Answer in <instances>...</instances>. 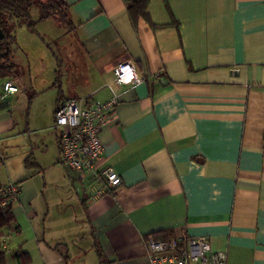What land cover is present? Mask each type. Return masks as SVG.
<instances>
[{
    "label": "crops",
    "instance_id": "0c3cea01",
    "mask_svg": "<svg viewBox=\"0 0 264 264\" xmlns=\"http://www.w3.org/2000/svg\"><path fill=\"white\" fill-rule=\"evenodd\" d=\"M66 1L91 83L77 94L61 75L26 121L0 111V134L17 127L28 155L24 172L0 175L19 183L6 264H83L81 223L110 264H148L146 236L170 231L207 237L226 264H264V0H167L177 26L162 0H150L158 26L139 18L136 28L123 0ZM122 61L139 82L115 79ZM18 91L10 108L23 101ZM69 97L115 98L93 171L61 160L53 115ZM109 165L116 187L101 172Z\"/></svg>",
    "mask_w": 264,
    "mask_h": 264
},
{
    "label": "rangeland",
    "instance_id": "374dc122",
    "mask_svg": "<svg viewBox=\"0 0 264 264\" xmlns=\"http://www.w3.org/2000/svg\"><path fill=\"white\" fill-rule=\"evenodd\" d=\"M30 15L32 19L38 17L36 7L31 8ZM36 29L38 33L31 32L25 25H22L17 27L15 32L17 47L12 46L10 60L15 63L17 69V75H15L14 80L19 85V91L16 94L21 93L20 96L23 98V101L17 108H10L16 121H19L20 117H23L22 121H26L27 116L34 110L36 101V105L41 107L47 104L48 94L46 93L55 88L58 89L54 84H62L61 80L63 78L57 81L55 79L59 75H67L68 79L66 82L68 84H78L77 86L80 90H76L77 94L80 93L79 91L83 92L82 90L87 89L90 86L88 84L91 83L89 81L87 84L83 80L88 71L85 65V53L80 44L77 31H67L66 28L57 25L52 18L37 22ZM58 58L62 62L60 67ZM56 67L59 68V72L58 70L55 72ZM68 91L72 93L73 88H69ZM10 97L12 103L14 96ZM57 128L60 130V127ZM16 130H18L17 127L13 129L12 135L0 134V175H3L5 178L8 173L11 175V173L25 171V167L22 170L20 165L23 162L22 160L28 155L22 153V138H18L17 133H15ZM23 135L24 143H27L28 136L25 133ZM27 149L28 146L26 145ZM27 168L30 170V166ZM62 234L63 236H67L68 231ZM76 235V240L80 239L79 246H81V249L88 258L83 264H96L91 240L83 223L79 224ZM9 260H11L10 255Z\"/></svg>",
    "mask_w": 264,
    "mask_h": 264
},
{
    "label": "built area",
    "instance_id": "2783aa9c",
    "mask_svg": "<svg viewBox=\"0 0 264 264\" xmlns=\"http://www.w3.org/2000/svg\"><path fill=\"white\" fill-rule=\"evenodd\" d=\"M113 73L119 83H136L141 80L130 61L117 63ZM0 90V98L4 99L18 91V86L12 79H5L0 83ZM114 102V97L106 100L90 98L84 102L69 97L57 104L53 123L60 127V156L68 168L93 171L103 150L99 130L107 120ZM101 172L107 187L121 184L120 175L110 165ZM5 189L13 198L16 197L18 188L13 182H6ZM144 243L148 264H226L225 252L213 250L205 236L178 233L168 238L155 239L147 235Z\"/></svg>",
    "mask_w": 264,
    "mask_h": 264
},
{
    "label": "trees",
    "instance_id": "16d2710c",
    "mask_svg": "<svg viewBox=\"0 0 264 264\" xmlns=\"http://www.w3.org/2000/svg\"><path fill=\"white\" fill-rule=\"evenodd\" d=\"M123 2L134 28H136L139 18L146 19L150 22L152 27L158 26V24L150 21L147 10L150 0H123ZM162 2L168 11L170 18L168 23H173L177 26L178 21L172 14L168 1L162 0ZM32 7H36L37 9L38 17L36 19L31 18L30 10ZM50 18H52L57 25L66 28L67 31L76 29L80 24L79 21L73 19L70 6L66 0H0V29L3 32V37L0 38V83L5 79L13 80L15 79V75H17L16 65L10 60L12 46H15V48L17 47L16 28L25 25L31 32L38 33L36 23ZM48 47L51 49L50 46ZM58 60L60 61L59 58ZM60 65L61 64H59V67ZM58 69L57 67L55 72ZM60 76L61 75L55 78L56 81L60 79ZM9 101V97L4 99L0 98V111L10 109ZM26 165L28 166L29 164L26 162ZM14 184L18 188L19 183L17 182ZM14 201L15 198L6 191L5 183H0V264H6V249L3 245V237L6 231L10 229V224L14 220V215L11 211ZM154 234L155 232L152 233L153 238L158 239ZM169 235H171V231L163 234L161 238H168ZM93 246L95 248L98 264H110V261L107 259L97 240L93 241ZM22 253L24 255L26 254L25 252Z\"/></svg>",
    "mask_w": 264,
    "mask_h": 264
},
{
    "label": "water",
    "instance_id": "95a60500",
    "mask_svg": "<svg viewBox=\"0 0 264 264\" xmlns=\"http://www.w3.org/2000/svg\"><path fill=\"white\" fill-rule=\"evenodd\" d=\"M3 37V32H2V30L0 29V38H2Z\"/></svg>",
    "mask_w": 264,
    "mask_h": 264
}]
</instances>
